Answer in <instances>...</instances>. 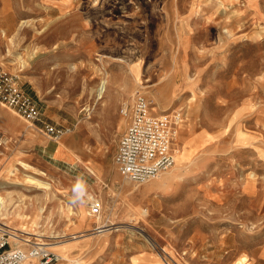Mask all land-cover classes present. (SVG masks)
Wrapping results in <instances>:
<instances>
[{
	"label": "rangeland",
	"instance_id": "obj_1",
	"mask_svg": "<svg viewBox=\"0 0 264 264\" xmlns=\"http://www.w3.org/2000/svg\"><path fill=\"white\" fill-rule=\"evenodd\" d=\"M0 68L40 111L0 102L1 218L54 264H264V0H0ZM138 92L180 114L145 183L114 161Z\"/></svg>",
	"mask_w": 264,
	"mask_h": 264
},
{
	"label": "built area",
	"instance_id": "obj_2",
	"mask_svg": "<svg viewBox=\"0 0 264 264\" xmlns=\"http://www.w3.org/2000/svg\"><path fill=\"white\" fill-rule=\"evenodd\" d=\"M0 102L27 121L33 122L40 115L36 102L24 92L18 76L2 68ZM121 114L129 123L120 137L114 157L120 174L127 180L145 183L172 169L176 163V124L180 120V114L173 117L168 114L155 115L151 101L141 92L136 94L132 104L121 108ZM46 133L49 136H60L63 132L50 127L46 129ZM1 206L0 201V210ZM91 207L93 212L99 210V204H92ZM1 213L0 264H54L60 260L59 255L50 248L53 242L44 239L41 234L34 237L18 236L15 232L17 228L1 218ZM19 232L23 233L21 229ZM167 263L172 264L169 261Z\"/></svg>",
	"mask_w": 264,
	"mask_h": 264
},
{
	"label": "bare ground",
	"instance_id": "obj_3",
	"mask_svg": "<svg viewBox=\"0 0 264 264\" xmlns=\"http://www.w3.org/2000/svg\"><path fill=\"white\" fill-rule=\"evenodd\" d=\"M100 90L102 91V87H100L99 89H98V91L100 92ZM22 164H23V166H29V164L28 163H26V162H24V161H22ZM10 173H11V175L12 176H15L16 175V173L14 172V170H10L9 171ZM11 177V176H10ZM28 178V176H26L25 177V179H27ZM24 179V180H25ZM0 201H1V203H2V206H1V210H0V212H2L3 210L4 211H6L7 209H6V199H4V197L3 196H1L0 195ZM10 210V209H9ZM8 211V210H7ZM7 214H10V211H8L7 212ZM21 228V227H20ZM15 230V229H14ZM18 230V231H17ZM21 231L23 232L22 234L19 232V229H16L15 230V232H17V235L18 236H20V237H34L35 235H39V233L38 232H32V231H30V230H28L27 228H22L21 229ZM99 232V231H98ZM42 234V233H41ZM55 236V235H54ZM53 237V236H52ZM19 239V238H18ZM63 240H65V239H63ZM62 239H60V240H58L57 242H53L52 244H51V246H50V248H51V250H53V251H55L56 253H57V251H56V247L59 245V243H61L62 241H63ZM58 254V253H57ZM59 255V254H58ZM59 257H60V255H59Z\"/></svg>",
	"mask_w": 264,
	"mask_h": 264
},
{
	"label": "crops",
	"instance_id": "obj_4",
	"mask_svg": "<svg viewBox=\"0 0 264 264\" xmlns=\"http://www.w3.org/2000/svg\"><path fill=\"white\" fill-rule=\"evenodd\" d=\"M65 161V160H64Z\"/></svg>",
	"mask_w": 264,
	"mask_h": 264
}]
</instances>
